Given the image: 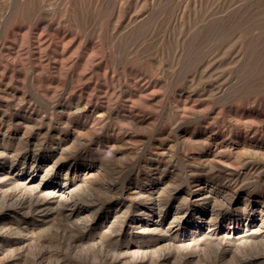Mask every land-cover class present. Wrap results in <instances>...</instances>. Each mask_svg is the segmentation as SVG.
<instances>
[{
    "label": "rangeland",
    "instance_id": "1",
    "mask_svg": "<svg viewBox=\"0 0 264 264\" xmlns=\"http://www.w3.org/2000/svg\"><path fill=\"white\" fill-rule=\"evenodd\" d=\"M263 152L264 0H0V264H264Z\"/></svg>",
    "mask_w": 264,
    "mask_h": 264
},
{
    "label": "bare ground",
    "instance_id": "2",
    "mask_svg": "<svg viewBox=\"0 0 264 264\" xmlns=\"http://www.w3.org/2000/svg\"><path fill=\"white\" fill-rule=\"evenodd\" d=\"M74 10H75V8H74ZM76 10H78V8L76 9ZM79 11V10H78ZM78 14V13H77ZM75 15V14H74ZM79 15V14H78ZM78 15H76L77 17H78ZM80 16H81V14H80ZM84 17H85V15H84ZM77 19H79V18H77ZM77 21V20H76ZM80 23H81V21H80ZM79 24V23H78ZM83 25V24H82ZM72 26V25H71ZM80 26V25H79ZM74 27V26H73ZM133 83V82H132ZM78 90V89H77ZM76 92V91H75ZM20 95V94H19ZM132 96V95H131ZM257 114H259V113H257ZM102 115V114H101ZM72 119V118H71ZM235 122V121H234ZM24 125V124H23ZM85 129V128H84ZM247 145V144H246ZM246 145H245V147H246ZM249 145V144H248ZM33 146V145H32ZM254 147V146H253ZM250 149V148H249ZM253 150V149H252ZM251 151V150H250ZM259 151V150H258ZM249 152V151H248ZM252 152V151H251ZM254 152V151H253ZM260 152V151H259ZM261 152H262V150H261ZM264 153V152H263ZM35 154V153H34ZM253 154H255V152L253 153ZM61 157V156H60ZM57 158V157H56ZM236 160V159H235ZM225 165V164H224ZM240 166V165H239ZM241 167V166H240ZM46 168V167H45ZM48 168H49V166H48ZM228 170H229V168H228ZM233 170V169H232ZM16 171V170H15ZM232 172V171H231ZM95 173V172H94ZM109 173V172H108ZM240 174V173H239ZM243 173L241 172V175H242ZM59 175V174H58ZM88 175V174H87ZM105 175V174H104ZM8 176V175H7ZM103 176V175H102ZM3 177V176H2ZM5 177V176H4ZM27 178V177H26ZM42 178V177H41ZM57 177L56 176H54L53 177V179H56ZM65 178V177H64ZM8 180V179H7ZM26 181V180H25ZM54 181V180H53ZM30 182V181H29ZM87 182V181H86ZM234 184V183H233ZM18 185H20L23 189H26V191L28 190L29 191V193H31L30 195L31 196H33V198L35 197V199L37 198L38 200H37V202H39V201H41V203H45L46 201H50V202H54V204L55 203H57V202H69V200L70 199H72V201H73V198H71L72 197V195L74 194V192H75V187L77 186V184L74 182V180L73 179H68L67 181H62V184H58L57 182L55 183V182H52V184H49V185H47V186H43V185H41V180L39 181V182H37L36 184H25V183H22V182H20ZM230 185V184H229ZM228 185V186H229ZM9 186V185H8ZM12 186V185H11ZM19 186V187H20ZM201 186V185H200ZM236 186V185H235ZM234 186V187H235ZM82 187V186H81ZM106 187V186H105ZM198 187V186H197ZM80 188V187H79ZM9 189V188H8ZM3 190H4V188H3ZM77 190V189H76ZM80 190V189H79ZM106 190V189H105ZM233 190V189H232ZM25 191V192H26ZM228 192V191H227ZM227 192L224 190V189H212V187L210 188V189H207L202 195H203V197H205V198H207V199H211L212 200V204H211V208L213 209V208H221L222 207V205L223 204H221V200H223L222 202H224V204L226 203L227 205H229V204H231V205H235V204H237V197H235L236 196V194L235 195H233V196H229L228 194H227ZM229 193V192H228ZM20 197V196H19ZM202 198V197H201ZM29 199H30V197H29ZM219 200V202H217ZM75 202H76V200H74ZM151 201V200H150ZM156 201V200H155ZM243 202V201H242ZM59 203H57V204H59ZM46 204V203H45ZM66 204V203H65ZM75 204V203H74ZM74 204H72L73 206H74ZM90 204V203H89ZM246 204V203H245ZM67 205V204H66ZM19 206V205H18ZM44 206V205H43ZM160 206H161V204H160ZM161 208V207H159V203H155L153 200L151 201V202H149L148 203V205H146V206H144V208ZM53 208V207H52ZM179 208V207H178ZM259 218H260V222H256V220H255V218H253V217H249V219H248V221L246 222V224H245V227L241 230V231H238V229H236L237 227H235V226H231V228H227V230L228 231H226V230H224V232L222 233V231L221 230H219V228L217 229V230H219L218 232H221L222 234H221V236L220 237H218V243L219 244H224L225 243V245L228 243H231L230 241H229V237H231V235L233 236V237H236V236H234V235H239L241 238L244 236V235H247L249 232V230L251 229V233L252 234H249V235H247V237H248V240L249 239H251V238H253L254 236H255V234H256V232H262V231H264V202H263V204H261L259 207ZM37 210L39 209V208H36ZM215 209H213L214 210V214H216V212H217V209L215 210ZM74 210V209H73ZM220 211V210H219ZM21 212V211H20ZM28 212V211H27ZM40 212H42V211H40ZM39 212V213H40ZM72 209H71V211L68 213V215L66 216V217H68V216H71L72 215ZM221 212V211H220ZM46 213V212H45ZM91 213V212H90ZM37 214H38V212H37ZM95 215V214H94ZM178 215V214H177ZM180 215V214H179ZM223 216V215H222ZM251 216V215H250ZM34 217V216H33ZM212 217V216H211ZM82 218V217H81ZM88 218V217H87ZM177 218V216H176V214L173 216V218L170 220V224L173 222V220H175ZM215 218V217H214ZM227 219H230L231 217H226ZM76 219V218H75ZM83 219H84V217H83ZM79 220V219H78ZM81 220V219H80ZM79 220V221H80ZM85 220V219H84ZM86 220H88V219H86ZM230 220H235V218H231ZM169 221V220H168ZM211 221V220H210ZM114 222V221H113ZM140 223V228H143V230H159L160 228V226H161V220H158V219H156V220H153V221H151V223H148V221H146L145 223L142 221V220H140L139 221ZM110 223V222H109ZM137 225V224H136ZM202 226V225H201ZM136 227V226H135ZM139 227V226H138ZM165 227V226H164ZM196 227V226H195ZM254 227V228H253ZM166 228V227H165ZM199 231H203V230H205L206 228H204L203 227V230L199 227V226H197L196 227ZM173 229V228H172ZM210 229V227H208V230ZM212 229H214V228H212ZM164 230V229H163ZM169 230V229H168ZM167 231V230H166ZM211 232V231H210ZM163 233V232H162ZM205 233V232H204ZM264 233V232H263ZM202 234V233H201ZM228 234H230L229 236H228ZM241 234H243V235H241ZM204 235H207L208 237H209V235H210V233H205ZM202 236H203V234H202ZM206 236V237H207ZM203 237H205V236H203ZM207 237V238H208ZM212 237V236H211ZM217 238V237H216ZM215 238V239H216ZM238 238V237H237ZM246 238V237H245ZM260 238V237H259ZM244 239V238H243ZM208 240H209V238H208ZM212 240V239H211ZM231 240V239H230ZM241 240V239H240ZM244 241V240H243ZM247 241V240H246ZM251 241H253V240H251ZM195 242V241H194ZM255 242V241H254ZM263 242H264V239H263ZM252 243V242H251ZM233 244V243H232ZM231 244V245H232ZM257 244V243H256ZM260 244V243H259ZM212 245H214V243L212 244ZM215 246V245H214ZM235 246V245H234ZM200 247V246H199ZM203 247V246H202ZM236 248V247H235ZM224 249V248H223ZM202 250V249H201ZM231 250H233V249H231ZM229 251V250H228ZM200 252V251H199ZM196 256H197V254H196Z\"/></svg>",
    "mask_w": 264,
    "mask_h": 264
}]
</instances>
